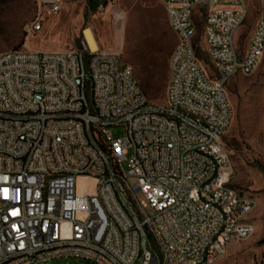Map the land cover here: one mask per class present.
Here are the masks:
<instances>
[{
  "label": "built area",
  "instance_id": "1",
  "mask_svg": "<svg viewBox=\"0 0 264 264\" xmlns=\"http://www.w3.org/2000/svg\"><path fill=\"white\" fill-rule=\"evenodd\" d=\"M260 1L240 50L234 38L248 0H159L171 4L169 27L185 43L184 54L170 57L161 105L148 101L119 55L91 51L83 35L64 52L1 55L0 260L215 264L247 240L255 202L232 186L225 90L264 57ZM43 7L57 16L62 1L44 0ZM201 10L212 78L198 58V28L189 30ZM41 17L24 27L28 37L42 31Z\"/></svg>",
  "mask_w": 264,
  "mask_h": 264
},
{
  "label": "rangeland",
  "instance_id": "2",
  "mask_svg": "<svg viewBox=\"0 0 264 264\" xmlns=\"http://www.w3.org/2000/svg\"><path fill=\"white\" fill-rule=\"evenodd\" d=\"M44 0H0V56L10 51L64 52L76 49L85 29L95 36L99 50L119 55L130 65L148 101L165 103L170 79L169 61L177 38L169 27L164 6L159 0H61L57 16H47ZM97 1L98 5H91ZM260 0H248L249 11L243 28L234 41L246 48L261 15ZM41 14L42 31L28 37L24 27ZM198 58L207 75L214 77L202 42L203 11L195 12ZM167 28L170 36L163 38ZM232 116L223 139L231 160L232 186L252 199L255 208L249 216L251 236L226 249L215 264H264V57L250 75L235 76L226 87ZM116 137L122 130H114ZM126 169V165H123ZM79 181L77 186H79ZM92 184V183H90ZM130 187L136 180H128ZM138 201L144 197L137 194ZM152 214L151 210H148ZM60 260L49 264H69Z\"/></svg>",
  "mask_w": 264,
  "mask_h": 264
},
{
  "label": "bare ground",
  "instance_id": "3",
  "mask_svg": "<svg viewBox=\"0 0 264 264\" xmlns=\"http://www.w3.org/2000/svg\"><path fill=\"white\" fill-rule=\"evenodd\" d=\"M163 6L165 11H171V4H163ZM189 30H196V28L194 27L193 20H189ZM82 35L84 36V39L86 40L91 51H97L99 49L97 40L90 29H85L82 32ZM184 50H185V43H178V38H177V45L173 53L184 54ZM189 56H196V49H189ZM123 68H130V65L123 63ZM207 77L209 76L207 75ZM0 264H5V260H0Z\"/></svg>",
  "mask_w": 264,
  "mask_h": 264
},
{
  "label": "trees",
  "instance_id": "4",
  "mask_svg": "<svg viewBox=\"0 0 264 264\" xmlns=\"http://www.w3.org/2000/svg\"><path fill=\"white\" fill-rule=\"evenodd\" d=\"M169 36H170L169 31L165 27L164 30H163V38H168Z\"/></svg>",
  "mask_w": 264,
  "mask_h": 264
},
{
  "label": "water",
  "instance_id": "5",
  "mask_svg": "<svg viewBox=\"0 0 264 264\" xmlns=\"http://www.w3.org/2000/svg\"><path fill=\"white\" fill-rule=\"evenodd\" d=\"M91 5H92V7H93V6H97V5H98V2H97V1H92V2H91ZM263 243H264V241H263Z\"/></svg>",
  "mask_w": 264,
  "mask_h": 264
}]
</instances>
